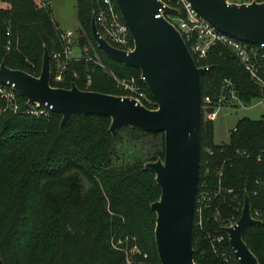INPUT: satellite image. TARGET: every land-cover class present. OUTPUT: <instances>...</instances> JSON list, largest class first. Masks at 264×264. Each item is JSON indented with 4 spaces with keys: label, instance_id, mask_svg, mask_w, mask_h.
I'll return each instance as SVG.
<instances>
[{
    "label": "trees",
    "instance_id": "obj_1",
    "mask_svg": "<svg viewBox=\"0 0 264 264\" xmlns=\"http://www.w3.org/2000/svg\"><path fill=\"white\" fill-rule=\"evenodd\" d=\"M0 62L38 76L44 48L50 55V84L120 95L116 79L138 78L140 70L105 55L91 35V18L102 0H75L80 59L68 60L63 81L53 76L64 43L52 17V7L36 0H1ZM9 23L11 35L5 36ZM98 30L101 32L99 25ZM9 38V49L6 42ZM89 38L94 50L83 47ZM92 56L99 61L86 60ZM210 70L201 76L202 95L215 98L224 78L234 83L240 100L249 104L263 93L261 85L224 45L216 44L202 62ZM198 64H201L198 62ZM264 82V69H260ZM87 76L91 82L87 84ZM142 104L156 108L147 85ZM19 109L0 97V259L3 264H161L151 203L160 187L149 161L164 157L163 132L129 125L109 131L110 117L76 113L60 126L61 114L26 112L27 99L17 94ZM198 190H218L193 216V259L196 264H239L231 253L224 227L235 222L245 194L259 222L248 225L242 238L264 264V112L259 119L241 117L227 142H213V121L201 122ZM128 148L130 154L127 153ZM212 151L209 153V151ZM244 152V154L242 153ZM255 211L258 213L255 214ZM135 237L134 252L125 237ZM223 235L230 254L225 260L212 251V238Z\"/></svg>",
    "mask_w": 264,
    "mask_h": 264
},
{
    "label": "water",
    "instance_id": "obj_2",
    "mask_svg": "<svg viewBox=\"0 0 264 264\" xmlns=\"http://www.w3.org/2000/svg\"><path fill=\"white\" fill-rule=\"evenodd\" d=\"M197 12L218 30L253 44L264 45V2L228 3L226 0H189ZM133 39L126 51L111 45L98 31L95 14L91 35L111 59L140 70L153 96L150 109L135 98L50 84V55L44 48L38 76L0 63V83L13 85L27 104L44 105L61 114L60 126L76 113L110 117L109 131L129 125L163 132L164 157L144 167L155 174L160 196L151 203L155 212L154 239L161 264H196L193 259V216L201 153V76L210 70L198 67L178 30L165 18L155 17L159 0H115ZM168 12L174 9L165 6ZM245 194L241 214L225 226L230 247L239 264H259L242 238L243 230L258 223ZM0 264H3L0 259Z\"/></svg>",
    "mask_w": 264,
    "mask_h": 264
},
{
    "label": "built area",
    "instance_id": "obj_3",
    "mask_svg": "<svg viewBox=\"0 0 264 264\" xmlns=\"http://www.w3.org/2000/svg\"><path fill=\"white\" fill-rule=\"evenodd\" d=\"M162 3V7L159 8L158 14L155 17H163L170 22L180 33L182 39L187 45L196 65L198 67H208V65L202 62L206 59L207 54L211 47L216 44H222L227 47L233 55L243 65L245 70L250 76L258 82L263 93L258 98L259 103L264 108V82L260 76V69H264V45L253 44L238 40L227 33L218 30L209 21L202 17L197 10L193 7L189 0H159ZM228 3L235 4H249L252 2L262 3L264 0H226ZM40 7L51 6V0H40L38 3ZM168 6L175 11L168 12L164 10V7ZM96 25H99L101 32L99 33L113 46L130 51L133 49L134 43L131 37L130 31L124 22L122 15L117 7L115 0H102L99 8L95 13ZM1 29V23H0ZM5 36L11 35L10 26L7 22L4 27ZM60 38L64 43L62 52H56L53 54V58L60 62H64L61 67H56L53 76V81L60 83L63 81V71L65 64L68 60L74 58L75 60L80 59V55L77 57H70L72 47L76 44V32L71 29L60 30ZM10 41L9 38L6 42V49H9ZM86 60H93L99 64V61L94 59L92 56L86 58ZM201 63V64H198ZM1 63V62H0ZM91 82L89 76H87V84ZM119 89L124 91V94L120 96H128L135 98L137 101L142 103L143 99H146V91L142 84L143 78L140 75L138 78L130 77L127 79H116ZM17 91L13 85L7 83H0V97L5 99L7 106L13 111L19 109L17 100ZM227 104L236 106H244L237 95L234 83L229 78L222 80V85L219 94L213 98L209 94L201 96V113L202 119L207 121H213L216 118L217 110ZM26 112L34 115H47L50 108L39 105L37 103L28 104ZM212 151L210 150L209 153ZM244 154V152H242ZM220 189L215 191H209L205 188L198 190L195 197L194 213L198 217V223L202 221V211L204 207L209 206V202L212 197L218 193ZM258 212L255 211V214ZM252 214V212H251ZM253 216V214H252ZM254 217V216H253ZM236 222V221H235ZM230 223L229 225L234 224ZM224 237L223 235H216L212 238L211 248L212 251L225 260L230 258V254L226 251L223 246ZM231 253L234 256V251L231 248ZM235 257V256H234ZM237 260V258L235 257ZM238 261V260H237Z\"/></svg>",
    "mask_w": 264,
    "mask_h": 264
},
{
    "label": "rangeland",
    "instance_id": "obj_4",
    "mask_svg": "<svg viewBox=\"0 0 264 264\" xmlns=\"http://www.w3.org/2000/svg\"><path fill=\"white\" fill-rule=\"evenodd\" d=\"M37 3L40 0H36ZM6 4L0 0V7H5ZM52 6V17L58 24L60 30L71 29L76 32L79 27L75 0H51ZM84 35L76 33V44L72 47L70 57H77L80 55L81 50L77 45V39L79 36ZM86 42L83 47L86 51L94 50V44L89 38H85ZM56 67H61L64 62L56 61ZM18 103V101L16 100ZM19 104V103H18ZM264 112V108L259 103L258 99H252L249 104L244 106H236L232 104H227L220 107L217 110L216 118L213 120V142L222 143L227 142L229 138L230 131L234 128L237 120L241 117H248L250 119H259ZM130 154V149L127 151ZM229 226V225H228ZM126 247L129 252H134L137 250L135 247V237L133 235H127L125 237ZM42 258H36V264L41 263Z\"/></svg>",
    "mask_w": 264,
    "mask_h": 264
},
{
    "label": "crops",
    "instance_id": "obj_5",
    "mask_svg": "<svg viewBox=\"0 0 264 264\" xmlns=\"http://www.w3.org/2000/svg\"><path fill=\"white\" fill-rule=\"evenodd\" d=\"M52 7V6H51Z\"/></svg>",
    "mask_w": 264,
    "mask_h": 264
}]
</instances>
